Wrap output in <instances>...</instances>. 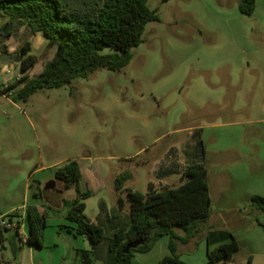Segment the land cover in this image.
Wrapping results in <instances>:
<instances>
[{
  "label": "rangeland",
  "instance_id": "374dc122",
  "mask_svg": "<svg viewBox=\"0 0 264 264\" xmlns=\"http://www.w3.org/2000/svg\"><path fill=\"white\" fill-rule=\"evenodd\" d=\"M239 3L149 0L159 21L146 26L143 43L123 70H100L18 102L0 92V212L21 206L33 185L29 203L37 200L47 213L42 242L49 249L43 251L68 258L73 248L90 242L68 232L73 224L64 216L76 189L65 196L55 178L59 168L72 160L89 167L99 190L88 186L85 215L94 220L101 201L117 207L112 194L120 174L132 175L125 188L146 193L148 180L159 190L176 187L186 166L203 163L211 215L194 241L178 244L182 261L208 264L207 241L216 237L219 246L233 237L240 246L234 264H264V211L252 202L253 196L264 197V0H256L249 16L241 14ZM5 22L0 18V33ZM25 42L42 57V69L53 57L40 33L22 29L4 39L0 57L6 46L12 60L0 61V89L22 76L16 58L23 57L18 53ZM170 162L174 172L168 179L154 176V164ZM32 193L40 196L34 200ZM7 239L15 241L16 233L8 232ZM163 250L167 254L160 242L134 264H156Z\"/></svg>",
  "mask_w": 264,
  "mask_h": 264
},
{
  "label": "trees",
  "instance_id": "16d2710c",
  "mask_svg": "<svg viewBox=\"0 0 264 264\" xmlns=\"http://www.w3.org/2000/svg\"><path fill=\"white\" fill-rule=\"evenodd\" d=\"M149 0H0V45L4 39L18 36L22 29L42 34L47 41L45 50L54 54L42 69V57L32 52L30 42L19 50L22 76L0 92L15 102L26 100L46 90L61 89L74 81L87 80L100 70L119 72L133 59V49L143 43V34L150 22L159 21L158 12L148 6ZM168 2L170 0H160ZM240 12L252 15L256 0H240ZM111 49V53H104ZM3 54H8L4 46ZM40 69H42L40 71ZM208 174L203 163L186 166L181 174L182 183L176 187L158 190L148 185L146 193L125 188L132 175L125 172L115 179L119 197L117 207L109 209L105 201L99 203L96 222L85 215V201L92 196L82 192V170L72 160L59 168L55 178L64 190L76 189L77 198L66 214L75 234L85 237L90 251H83L82 264H133L136 254L149 253L163 237H168L169 255L159 264H186L181 260L178 244H188L200 232V225L211 215V197ZM41 190H39L40 192ZM42 192V191H41ZM42 194V193H41ZM40 194L33 193L37 199ZM253 204L264 211V197L253 196ZM129 210L126 212V206ZM27 243L43 247L45 218L37 208H28L26 217ZM177 229L185 235L181 236ZM6 233L9 231H5ZM4 231L0 230V242ZM135 245V247H131ZM240 246L235 238L213 250H208V264L233 259Z\"/></svg>",
  "mask_w": 264,
  "mask_h": 264
},
{
  "label": "crops",
  "instance_id": "0c3cea01",
  "mask_svg": "<svg viewBox=\"0 0 264 264\" xmlns=\"http://www.w3.org/2000/svg\"><path fill=\"white\" fill-rule=\"evenodd\" d=\"M173 167H174V165L171 162L168 163V164H165L164 167H162V163L157 165V166H156V164H154V169H153L154 170V176L155 177L156 176L157 177L160 176V178H162V176H164L165 179H168L169 176L174 172V168ZM140 168H144L146 170V168L144 166H140ZM81 170H82V184H83V187L81 185H79L80 189H81L82 192L89 191V192L92 193V191L89 190L88 186L90 185L92 188L97 186L96 181L95 182L94 181H92V182L90 181V174H92V172L90 171L89 167H87V169L84 170L83 167L81 166ZM114 175L116 176V174H114ZM148 179H149V174H148ZM149 184H153L155 186V188L158 189V187H156L154 181L148 180V185ZM32 186L33 185H31V184L28 185V187H27V189L25 191L23 204L21 206L16 207V208L15 207L14 208H10L4 213L0 212V218L5 216V215L11 214V213H15V212H16V214L19 217H25L26 218L27 217V213H28V208L32 207V206L36 207L38 212L40 213V215H43L44 218H45V216L47 215L46 209H45V207H42V205H40V202H38L36 200L35 204H30L29 203V192H30V189L32 188ZM114 186H115V183H114ZM39 187H40V190L42 191L43 186L40 184ZM72 189L67 190L65 196L68 195V194H73ZM98 190L99 189L97 188V191ZM115 190H116V192L113 191L112 195L114 196V199L116 197V199L118 200V198H119L118 196L119 195L121 196V193L119 194V192L117 191L116 187H115ZM32 196H33V193H32ZM65 196L62 199V201H64ZM121 197H123V196H121ZM76 198H77V192H76V195L74 197V200ZM108 208L112 209V206L111 207L108 206ZM65 218H66V215L64 216V219ZM96 219H97V216H96V218L94 220H91V221L92 222H96ZM68 228H69L68 232H69L70 235L75 236V237L78 236V235L75 234L73 225L72 226L70 225V227H68ZM7 233L4 234L5 241H4L3 246L0 247V264H82V254L81 253L83 251H90L91 250V244H90V246H86L85 245L84 248H80V249L79 248H73L72 253H70L68 258L63 257V256L56 258L55 257L56 255L54 253H49V252L43 251L44 249H49L46 246H43L41 248H37V247L32 246V245H30V244H28L26 242H23L18 237H17V239L15 241L10 242L7 239ZM195 239L196 238L192 239L191 241H194ZM161 240H163V241H161ZM217 241L218 240H217L216 237L213 239V242L212 241H209V242L207 241L208 249L209 250H213V249L217 248L218 247V244H217L218 242ZM160 242H163L165 247H167L168 252H167V254H165V251L163 250L162 256H160L161 258L159 257V259L157 260L156 264H159L161 262V260L165 256L169 255V249H168L169 239H168V237L161 238L156 243L154 248L149 253H152L157 248V246H158V244ZM219 245H221V244H219ZM55 248H57L56 245H55ZM149 253H147V254H149ZM74 255H75V262L71 263V261H70L71 257L74 256ZM137 255L138 254H136L134 256V258H133V261H132L133 264H134V261H135ZM233 260L234 259L230 260L229 262H231V264H234ZM221 263L224 264V262H221Z\"/></svg>",
  "mask_w": 264,
  "mask_h": 264
},
{
  "label": "built area",
  "instance_id": "2783aa9c",
  "mask_svg": "<svg viewBox=\"0 0 264 264\" xmlns=\"http://www.w3.org/2000/svg\"><path fill=\"white\" fill-rule=\"evenodd\" d=\"M8 87V86H7ZM0 230L15 232L17 237L23 242L27 243L28 230L25 217H19L16 212L5 215L0 218ZM4 242H0V247H2Z\"/></svg>",
  "mask_w": 264,
  "mask_h": 264
},
{
  "label": "water",
  "instance_id": "95a60500",
  "mask_svg": "<svg viewBox=\"0 0 264 264\" xmlns=\"http://www.w3.org/2000/svg\"><path fill=\"white\" fill-rule=\"evenodd\" d=\"M11 60H12V56L9 55V54H6L5 56L0 57V61L3 62V63H7V62H9ZM22 60H23V57L16 58V62L21 63ZM131 247H135V245H133Z\"/></svg>",
  "mask_w": 264,
  "mask_h": 264
}]
</instances>
